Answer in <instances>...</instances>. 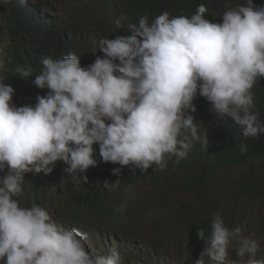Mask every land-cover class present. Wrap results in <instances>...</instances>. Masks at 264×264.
Here are the masks:
<instances>
[{
  "label": "clouds",
  "instance_id": "1",
  "mask_svg": "<svg viewBox=\"0 0 264 264\" xmlns=\"http://www.w3.org/2000/svg\"><path fill=\"white\" fill-rule=\"evenodd\" d=\"M195 5L178 16L168 9L151 24L147 16L133 23L121 14L116 26L130 35L111 37L108 24L99 26L102 33L89 36L87 60L77 44L79 52L62 59L42 57L33 84L47 92L34 105L13 103V87L0 79V264H130L129 251L146 244L168 264H188L169 253L165 232L154 240L163 235L162 247L121 231L141 216L125 207L128 200L112 217L128 225L115 222L118 232L109 231L86 220L65 223L37 203L26 206L23 185L26 174L50 173L57 162L74 177L100 162L119 165L111 170L117 177L125 166L163 171L169 160L186 159L194 143H208L200 124L206 115L213 120L207 128L230 118L244 137L264 134V0ZM157 6L164 8L165 1ZM14 72L22 79L33 75L21 65ZM119 184L106 180L103 188ZM242 201L240 224L214 213L207 236L200 232L198 243L189 236L183 250L205 245L189 264H264L261 243L245 227L250 203ZM160 208L167 211L163 202ZM134 213L137 219L129 223Z\"/></svg>",
  "mask_w": 264,
  "mask_h": 264
},
{
  "label": "trees",
  "instance_id": "2",
  "mask_svg": "<svg viewBox=\"0 0 264 264\" xmlns=\"http://www.w3.org/2000/svg\"><path fill=\"white\" fill-rule=\"evenodd\" d=\"M41 1L46 9H49V5L51 4L50 0H38V2ZM162 1H165L166 6L161 9H171V13L176 16L182 15L185 10L193 6L191 5L190 7L189 5L192 0H121V3L119 0H98V2L97 0H93L92 2L98 7L99 13H104L105 18L107 16L106 20L108 25H110L108 32H112L111 37H113L115 35H130L126 30L117 28L116 20L118 17L115 15L120 16L124 14L128 17L129 22L133 23L138 22L140 17L147 16L151 24L158 15L162 14L157 6ZM198 1L193 0L191 3L197 4ZM104 5L106 7L109 6L108 10ZM73 6L74 4L68 7L62 15L48 17L46 14L42 15L39 5H29L25 0H0L1 19L4 21L7 30L9 29L8 33L11 39L9 49L5 56L8 75L5 77L4 82L13 87V103L17 106H24L26 104L34 105L37 95L46 94L47 89L41 90L33 84V80L39 75V71L43 67L41 64L42 57H52L58 60L70 53L75 54L74 49L79 52L75 47L77 43L74 41V38L83 35L80 43H84L91 32L100 26L98 23L95 24L84 13H80L79 9ZM71 13H73V17H71ZM110 13L112 16L109 15ZM7 24H9V27ZM117 29L118 33H115ZM17 65L31 67L33 75L26 79L19 78L14 72ZM262 119L260 123L264 124V115H262ZM194 123L199 125L198 121L194 120ZM200 124L203 127L201 128V132L208 136V143H194L186 159L180 160L179 165H176L175 158L169 160L167 167L163 171L157 170L155 165L144 173H141L138 169L125 166L122 168L121 175L117 177L112 174L111 170L120 167L119 165L112 164L111 162H100L98 166L90 167L86 173L74 177L72 175L70 176L64 170L66 165L63 162H57L50 173H28L25 175L23 185L27 191L26 206L37 203L46 208V210H50L52 214L54 213L58 216L63 212L69 215L72 213L70 215L71 217H68L72 222H76V220L96 222L100 225L103 224L104 226H102L109 231L118 232L120 227L116 226L115 222H120V220L118 218L113 219L112 217L119 216L120 212L116 213V211H119L120 206L129 199L130 193H128L127 187L135 185L139 180H147L151 185L156 187L163 186L164 190L169 191L167 184L172 183V189L174 191L178 193H192L190 196L192 199L189 198L190 200H187V204H183L179 212L172 214L177 218L186 217L189 211H195L198 205L205 206L203 209H206L210 205L208 197L206 192L200 189L211 187L209 186L211 182L212 186H215L226 171L243 168L248 164L251 165L252 169L264 165V134L256 137H244L240 129L235 126L236 124L230 118H227L226 123H219V125L210 128H207L203 121ZM228 130L229 132H227ZM241 143L247 144L246 152L240 151ZM93 147L98 152V145H94ZM96 159L98 161L101 160L100 157ZM215 161L216 163H214ZM48 174L50 179H48ZM62 176L61 182L53 185ZM85 176L87 180L84 179ZM117 179L120 180V184L114 190L109 191L103 188V183L106 180L115 182ZM53 186L57 190H52ZM240 186L232 191L233 198L241 201L246 200L249 203L251 201L256 203L263 201L264 170L260 171L259 174L248 176ZM202 196L205 198H202ZM72 198H75V200L72 201ZM163 206L167 209L164 203ZM102 214L104 219L102 218ZM137 216L138 213L131 214L129 223H133L137 219ZM222 217L225 219V223H227L228 216ZM200 232H203L207 236L210 229L206 224H203L198 230L191 232L190 236L195 243H198V234ZM154 243L164 247L166 238L162 235Z\"/></svg>",
  "mask_w": 264,
  "mask_h": 264
},
{
  "label": "rangeland",
  "instance_id": "3",
  "mask_svg": "<svg viewBox=\"0 0 264 264\" xmlns=\"http://www.w3.org/2000/svg\"><path fill=\"white\" fill-rule=\"evenodd\" d=\"M92 1L93 0H50L51 4L49 5V9H46L42 1H34L30 4L39 5L42 15L46 14L48 17L62 15L64 10L74 4L75 8H78L80 11L82 10L80 13H84L89 19L94 20L95 24L98 23L100 26L104 24L107 25L105 16L102 13H100L101 15L99 14V9L93 4ZM119 1L121 3V0ZM191 2L190 6L194 5V10H197V6ZM229 5H231V7L234 6L233 3H229ZM158 10L161 13L167 11L166 9ZM1 16L2 15L0 14V50H2L0 59L4 60V69L0 70V79H4L5 74H8V67L5 66V56L9 49L11 39L8 35L9 33L7 28L5 27V23L1 19ZM96 20L100 22H97ZM101 30V28H98L95 31L91 32L90 37H98L102 33ZM90 37L89 39H86V42L88 44L83 49L79 48V46L82 47L85 45L83 43H80V41L83 39V35H79L78 37L74 38V41L78 45L77 48L81 50L79 52V56L81 59L87 60L91 54V48L89 46V42L91 41ZM203 122L209 126L213 125V120L209 115L203 118ZM262 170H264V165L259 168L256 167L255 169H252L251 165L248 164L243 168L226 171V173L218 180V183L215 185V187L211 186L202 189L206 192V195L208 197V201L210 204L209 207L203 209L205 206H196L195 211H189L186 219L177 218L172 214L174 212H179L184 203L187 204V200L190 198L192 193H178L177 191H174L172 189V183L167 184V186L169 187L168 191L164 190L163 186L156 187L154 185H151V183H149L147 180H139L135 185H130L127 187L128 193H130V197L126 202L125 207L129 208L130 210L136 209L138 207V211H142L143 214L141 213L140 218L135 222L136 224H129V228L127 230L121 229V231L126 233L127 235L137 237V239L140 238L139 240L141 241L144 240L151 243H153L160 234H163L165 232L169 236V253L178 257L179 259L188 262V264L192 263L196 258L199 257L200 252L205 246L195 244L188 247L187 250L182 249V245L186 246L192 229H197L204 223L207 224L210 228L214 213H219L222 216H231L236 225L240 224V209L243 206V201L233 198L232 191L237 188L238 185H240L244 180H246L248 176L259 174V172ZM62 178L63 176L59 178L60 180L57 179L53 183V185L59 183V181L61 182ZM53 187L52 190H55V186ZM74 200L75 198H72V201ZM161 202H163L167 206V211H162V209L160 208ZM148 209L150 210L148 211ZM60 215V219H64L65 223H69L68 217L71 216L68 213L63 212L60 213ZM244 222L246 230H248L249 232L252 231L251 235L257 237V240L261 243L262 247L260 254H264V200L257 202L254 205L251 203L249 204L245 212ZM127 223V220H124V222L123 220L120 221L121 226H126ZM151 249L152 246L150 244H146L142 245L134 253L129 251V263L168 264V261L165 257L161 256L159 253L154 254Z\"/></svg>",
  "mask_w": 264,
  "mask_h": 264
},
{
  "label": "bare ground",
  "instance_id": "4",
  "mask_svg": "<svg viewBox=\"0 0 264 264\" xmlns=\"http://www.w3.org/2000/svg\"><path fill=\"white\" fill-rule=\"evenodd\" d=\"M97 2H98V0H97ZM97 2H96V3H97ZM65 4H66V3H65ZM67 4H68V2H67ZM110 4H111V3H110ZM61 5H62V4H61ZM71 5H72V4H71ZM111 5H112V4H111ZM58 6H59V5H58ZM104 6H105V5H104ZM64 7H65V6H64ZM73 7H74V6H73ZM105 7H106V6H105ZM108 7H109V6H108ZM108 7H106L107 10H108ZM60 8H61V7H60ZM60 8H59V10H60ZM66 8H67V7H66ZM97 8H98V7H97ZM67 9H68V8H67ZM116 9H118V8H116ZM121 9H122V8H121ZM63 10H64V9H63ZM101 10H102V7H101ZM64 11H65V10H64ZM79 11H80V10H79ZM81 11H82V10H81ZM81 11H80V12H81ZM120 11H121V10H120ZM104 12H105V11H104ZM66 13H67V12H66ZM107 13H108V12H107ZM77 14H78V13H77ZM99 14H100V13H99ZM103 14H104V13H103ZM71 15H72L71 17H73V13H71ZM74 15H75V14H74ZM79 15H80V14H79ZM100 15H101V14H100ZM109 15L112 16L111 13H110ZM114 15H115V14H114ZM115 16H116V17H119V15H118V16L115 15ZM91 17H92V16H91ZM106 19H107V16H106ZM76 20H77V19H76ZM97 20H98V17H97ZM97 20H96V21H97ZM111 20L114 21L113 19H111ZM93 21H94V20H93ZM108 21H110V20H108ZM97 22H100V21H97ZM97 22H96V23H97ZM102 22H103V21H102ZM8 23H9V22H8ZM111 23H112V22H111ZM103 24H104V23H103ZM106 24H108V23H106ZM112 24H113V23H112ZM112 24H111V26H112ZM7 25H8V27H9V24H7ZM104 25H105V24H104ZM109 26H110V25H108V27H109ZM92 28H93V27H92ZM8 31H9V29H8ZM98 31H100V30H98ZM101 32H102V30H101ZM6 34H7V33H6ZM8 35H9V34H8ZM204 117H205V116H204ZM204 117H203V118H204ZM206 117H207V115H206ZM204 125H205V124H204ZM205 127H206V126H205ZM220 127H221V126H220ZM205 129H206V128H205ZM221 130H224V129H221ZM219 132H220V131H219ZM227 132H229V130H228ZM217 135H218V134H217ZM215 136H216V134H215ZM207 154H208V153H207ZM204 156H205V155H204ZM208 156H209V154H208ZM201 157H202V156H201ZM202 158H203V157H202ZM202 158H201V159H202ZM180 163H181V162H180ZM214 163H216V161H215ZM177 164L179 165V163H176V165H177ZM181 164H182V163H181ZM201 164H202V163H201ZM211 164H212V162H211ZM216 165H217V164H216ZM220 165H221V164H220ZM194 166H195V165H194ZM201 166H202V165H201ZM180 167H181V166H180ZM182 167H183V166H182ZM199 167H200V166H199ZM199 167H198V168H199ZM211 167H212V166H211ZM214 167H215V166H214ZM216 167H217V166H216ZM168 169H170V168H168ZM220 169H221V168H220ZM224 170H225V169H224ZM209 171H210V170H209ZM215 171H216V169H215ZM173 172H174V171H173ZM221 172H222V171H221ZM177 174H178V173H177ZM215 174H216V173H215ZM223 174H224V173H223ZM169 175H170V174H169ZM51 176H52V175H51ZM165 176H166V175H165ZM175 176H176V175H175ZM48 177H49V174H48ZM170 177H171V176H170ZM181 177H182V176H181ZM213 177H214V176H213ZM213 177H212V178H213ZM46 178H47V177H46ZM48 179H50V177H49ZM53 179H54V178H53ZM59 180H60V179H59ZM211 180H212V179H211ZM217 180H218V179H217ZM45 181H46V180H45ZM59 182H60V181H59ZM177 183H178V182H177ZM36 184H37V183H36ZM47 184H48V183H47ZM40 185H41V183H40ZM45 185H46V183H45ZM58 185H60V184H58ZM206 186H208V185H206ZM209 186H212V182H211V184H209ZM238 186H240V185H238ZM34 187H35V184H34ZM214 187H215V186H214ZM240 187H241V186H240ZM32 188H33V187H32ZM37 188H38V187H37ZM45 188H47V187H45ZM53 188H54V187H53ZM190 188H191V186H190ZM50 189H51V188H50ZM53 190H54V189H53ZM56 190H57V189H56ZM60 190H61V189H60ZM154 190H155V189H154ZM200 190H202V189H200ZM48 191H49V190H48ZM51 192H53V191H51ZM47 194H48V193H47ZM33 195H34V194H33ZM54 196H55V195H54ZM48 197H49V195H48ZM203 197H204V196H202V198H203ZM29 198H30V197H29ZM204 198H205V197H204ZM229 198H230V196H229ZM229 198H228V199H229ZM44 199H45V198H44ZM49 199H50V198H49ZM56 199H58V198H56ZM198 199H200V198H198ZM28 200H29V199H28ZM28 200H27V201H28ZM37 200H38V199H37ZM51 200H52V199H51ZM53 200H54V198H53ZM29 201H30V200H29ZM34 202H35V200H34ZM28 203H29V202H28ZM38 203H39V202H38ZM50 203H51V202H50ZM50 203H49V204H50ZM54 203H55V202H54ZM73 203H74V202H73ZM128 203H129V202H128ZM131 203H133V202H131ZM74 204H75V203H74ZM28 205H29V204H28ZM39 205H40V204H39ZM65 205H67V204H65ZM52 206H53V205H52ZM68 206H69V205H68ZM75 206H76V205H75ZM53 207H54V206H53ZM59 207H60V206H59ZM63 207H64V206H63ZM69 207H70V206H69ZM77 207H78V206H77ZM88 207H89V206H88ZM90 207H92V206H90ZM139 207H140V206H139ZM223 207H224V206H223ZM47 208H48V207H47ZM64 208H65V207H64ZM93 208H94V207H93ZM132 208H133V207H132ZM137 208H138V207H137ZM137 208H136V209H137ZM45 209H46V208H45ZM56 209H57V208H56ZM56 209H55V210H56ZM74 209H75V208H74ZM74 209H73V210H74ZM77 209H78V208H77ZM77 209H76V210H77ZM141 209H144V208H141ZM146 209H147V208H146ZM67 210H68V209H67ZM91 210H92V209H91ZM95 210H96V209H95ZM95 210H94V211H95ZM108 210H111V209H108ZM115 210H116V209H115ZM137 210H138V209H137ZM149 210H150V209H148V211H149ZM63 211H64V210H63ZM94 211H92V212H94ZM144 211H146V210H144ZM74 212H76V211H74ZM74 212H73V213H74ZM89 212H90V211H89ZM96 212H97V211H96ZM103 212H104V211H103ZM110 212H111V211H110ZM58 213H59V212H58ZM77 213H78V212H77ZM84 213H88V212H84ZM101 213H102V212H101ZM113 213H114V212H113ZM116 213H119V211L116 212ZM141 213H142V211H141ZM53 214H54V213H53ZM71 214H72V213H71ZM71 214H70V215H71ZM111 214H112V213H111ZM114 214H115V213H114ZM142 214H143V213H142ZM80 215H81V213H80ZM99 215H100V214H99ZM60 216H61V215H60ZM60 216H59V217H60ZM86 216H87V215H86ZM107 216H109V215H107ZM117 216H118V215H117ZM64 217H65V216H64ZM75 217H76V216H75ZM99 217H100V216H99ZM103 217H104V216H103V214H102V218H103ZM80 218H82V217H80ZM89 218H90V217H89ZM143 218H144V217H143ZM97 219H98V217H97ZM103 219H104V218H103ZM103 219H102V220H103ZM107 219H108V217H107ZM109 219H110V217H109ZM66 221H67V220H66ZM103 221H105V220H103ZM112 221H114V220H112ZM97 222H98V221H97ZM106 222H107V221H106ZM123 222H124V220H123ZM95 223H96V222H95ZM103 223H104V222H103ZM130 223H131V222H130ZM104 224H105V223H104ZM109 224H110V223H109ZM111 224H112V223H111ZM135 224H136V223H135ZM102 225H103V224H102ZM127 225H128V224H127ZM103 226H104V225H103ZM137 231H138V230H137ZM141 231H142V230H141ZM142 235H143V234H142ZM139 236H140V235H139ZM139 239H140V238H139ZM143 241H144V240H143Z\"/></svg>",
  "mask_w": 264,
  "mask_h": 264
}]
</instances>
